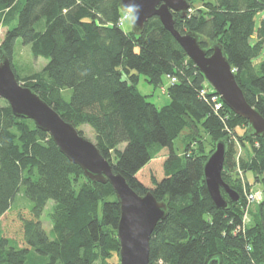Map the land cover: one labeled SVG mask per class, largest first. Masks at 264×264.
I'll list each match as a JSON object with an SVG mask.
<instances>
[{
	"label": "trees",
	"instance_id": "1",
	"mask_svg": "<svg viewBox=\"0 0 264 264\" xmlns=\"http://www.w3.org/2000/svg\"><path fill=\"white\" fill-rule=\"evenodd\" d=\"M188 1L185 17L173 13L175 29L199 34L202 47L221 43L246 101L264 118V16L257 28L254 21L264 0ZM120 13V0H0V59L6 54L17 79L79 134L86 137L81 126H89L91 141L137 194L150 191L167 204L150 236L148 264H264V136L247 135L246 119L200 94L203 75L156 16L135 34L121 27ZM17 38L47 60L39 71L16 73ZM138 72L156 85L162 75L175 77L167 104L157 107L136 89ZM179 135L181 154L173 145ZM219 139L226 144L222 179L239 194L232 201L221 190L224 208L214 206L202 173ZM236 145L243 150L237 159ZM238 170L261 191L250 211L252 183L243 185ZM48 200L52 237L40 220ZM8 215L16 239L1 226ZM118 219L110 183L87 178L47 132L0 98V264H119L111 261Z\"/></svg>",
	"mask_w": 264,
	"mask_h": 264
},
{
	"label": "water",
	"instance_id": "2",
	"mask_svg": "<svg viewBox=\"0 0 264 264\" xmlns=\"http://www.w3.org/2000/svg\"><path fill=\"white\" fill-rule=\"evenodd\" d=\"M141 5L140 19L132 31L140 34L145 22L156 16L198 67L205 80L224 104L236 115L247 120V135L264 136V118L245 99L223 45L217 40L201 46L199 34L189 30L179 32L174 27V12L185 17L190 8L188 0H136ZM129 0H120V8ZM0 98L6 100L17 117L30 119L34 125L49 134L58 150L69 161L78 165L83 174L98 182H109L119 203L116 236L119 242V264H148L149 241L156 223L165 218L168 210L164 201L157 200L150 191L137 194L94 142L79 134L77 128L65 120L57 110L43 100L30 87L24 86L15 76L6 54L0 59ZM226 144L219 139L202 166L203 179L213 204L224 208L227 204L223 190L230 200L238 201L239 194L222 179ZM207 264H218L211 259Z\"/></svg>",
	"mask_w": 264,
	"mask_h": 264
},
{
	"label": "rangeland",
	"instance_id": "3",
	"mask_svg": "<svg viewBox=\"0 0 264 264\" xmlns=\"http://www.w3.org/2000/svg\"><path fill=\"white\" fill-rule=\"evenodd\" d=\"M264 16V10H259L256 12L254 16L255 21V27H259L261 25L262 18ZM121 27L126 30H132L131 28H128L124 25H121ZM5 28L0 25V40L4 34ZM261 58H264V32H263V49L262 54L260 55ZM260 60V59H259ZM46 59L44 57H34L31 54L30 48L28 44H24L20 38H17L14 44L13 52H12V63L14 65L15 71L20 77H24L29 75L30 73L34 71H39L44 64L46 63ZM171 82L170 77L167 75H162L161 83L160 84H154L152 82H148L146 79V75H144L142 72H138V79L135 84L136 89L143 95H146V99L157 107H161L169 102L168 94L166 93L165 88L167 85ZM70 89H66L64 91L65 98L69 99L70 96ZM84 135L89 138L90 140L94 141L93 132L87 125L81 126ZM174 148L177 153H182V143L180 140V135L175 138L173 141ZM243 155V150H241L240 146L236 145V159L240 158ZM238 177L242 181V184L246 183V180L251 182V190L256 194V198L261 195V191L259 190V185L257 183L253 182L252 175L250 173L244 174V172L238 170L237 172ZM245 188V187H244ZM246 192H249L246 190ZM17 200H26L29 204V200L26 199L22 194L17 195ZM256 201L253 200L248 206V211L252 210L255 206L254 203ZM53 205L52 200H48L45 208L43 210V213L40 216V220L42 222V226L49 235V237H52V233L50 231L51 228V219H50V210ZM24 209V208H23ZM27 210V209H26ZM244 220L248 223L250 220V214L245 210L244 211ZM1 226L3 229L6 230L7 236L11 238H15V236H18V226L15 223V220H13L12 216H6L1 220ZM117 257L114 255L112 257V262H117ZM119 263V261H118Z\"/></svg>",
	"mask_w": 264,
	"mask_h": 264
},
{
	"label": "clouds",
	"instance_id": "4",
	"mask_svg": "<svg viewBox=\"0 0 264 264\" xmlns=\"http://www.w3.org/2000/svg\"><path fill=\"white\" fill-rule=\"evenodd\" d=\"M141 5L136 0H129V3L123 5L119 17V22L131 28L137 24L140 19Z\"/></svg>",
	"mask_w": 264,
	"mask_h": 264
},
{
	"label": "built area",
	"instance_id": "5",
	"mask_svg": "<svg viewBox=\"0 0 264 264\" xmlns=\"http://www.w3.org/2000/svg\"><path fill=\"white\" fill-rule=\"evenodd\" d=\"M119 24H121V23L119 22ZM170 80L172 82L176 81L175 77H170ZM208 87L212 88L210 86V84L205 80L204 86L200 89V94L201 95H206L207 93H209L210 94V99L215 105V109H217V110L221 109V107L223 105H225L224 102L222 101L220 96L216 92H214L213 88L210 91L208 89ZM260 196H258L256 198V194L253 191H249V192L246 193V200L248 201V203L253 201V200L257 201L260 198Z\"/></svg>",
	"mask_w": 264,
	"mask_h": 264
},
{
	"label": "bare ground",
	"instance_id": "6",
	"mask_svg": "<svg viewBox=\"0 0 264 264\" xmlns=\"http://www.w3.org/2000/svg\"><path fill=\"white\" fill-rule=\"evenodd\" d=\"M190 61H191V60H190ZM190 61H189V62H190Z\"/></svg>",
	"mask_w": 264,
	"mask_h": 264
}]
</instances>
